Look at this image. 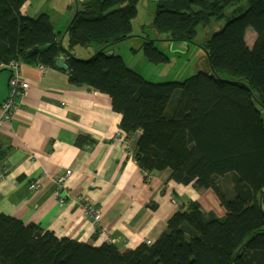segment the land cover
Returning a JSON list of instances; mask_svg holds the SVG:
<instances>
[{
	"label": "trees",
	"instance_id": "obj_1",
	"mask_svg": "<svg viewBox=\"0 0 264 264\" xmlns=\"http://www.w3.org/2000/svg\"><path fill=\"white\" fill-rule=\"evenodd\" d=\"M140 1L85 0L57 33L47 15L23 12L27 0H0V64L60 70L64 61L72 85L111 97L121 131L138 135L135 159L147 176L170 170L178 184L214 191L226 216L190 202L154 244L122 253L113 243L58 238L0 213V264H264V0H248L247 9L243 0H157L153 27L162 40L141 37L140 44L152 64L170 61L158 42L192 45L199 28L228 20L201 46L213 73L158 84L119 53L138 38ZM249 29L257 35L253 48Z\"/></svg>",
	"mask_w": 264,
	"mask_h": 264
},
{
	"label": "crops",
	"instance_id": "obj_2",
	"mask_svg": "<svg viewBox=\"0 0 264 264\" xmlns=\"http://www.w3.org/2000/svg\"><path fill=\"white\" fill-rule=\"evenodd\" d=\"M253 35L252 44L246 36L250 48ZM21 70L30 89L12 126L0 131L1 214L94 247L111 241L122 253L154 244L190 202L226 216L214 191L178 184L170 170L143 172L135 159L138 135L121 131L122 116L109 95L72 85L64 70L26 64ZM85 203L100 209L97 223Z\"/></svg>",
	"mask_w": 264,
	"mask_h": 264
},
{
	"label": "rangeland",
	"instance_id": "obj_3",
	"mask_svg": "<svg viewBox=\"0 0 264 264\" xmlns=\"http://www.w3.org/2000/svg\"><path fill=\"white\" fill-rule=\"evenodd\" d=\"M83 1L85 0H27L25 12L26 15L35 19L41 15H47L54 23L56 31L64 32ZM240 6L247 9L248 0H243ZM156 11L157 0L140 1L138 15L133 20V35L138 38L122 43L119 49V53L127 67L142 75L150 83L157 84L182 82L200 72L206 74L213 73L209 56L201 46L208 42L214 34L220 32L228 20L224 19L216 24L214 22L213 26L211 25L207 28H199L198 36L192 45H185L180 42L170 44L158 42L157 47L168 55L170 61L156 65L150 63L144 56V53L140 51L141 37H148L150 40L162 38L153 27ZM248 32L255 34L253 29H249ZM253 34H248L247 36L248 42L251 44L255 40ZM85 50L79 49L81 53L79 52L78 56L83 57L85 52H87ZM92 51L90 49V52ZM87 57L90 56H85V58Z\"/></svg>",
	"mask_w": 264,
	"mask_h": 264
},
{
	"label": "built area",
	"instance_id": "obj_4",
	"mask_svg": "<svg viewBox=\"0 0 264 264\" xmlns=\"http://www.w3.org/2000/svg\"><path fill=\"white\" fill-rule=\"evenodd\" d=\"M22 63L12 62L9 66H4L0 64V72L5 68L12 72L13 76L10 80L9 88V97L0 107V131L5 127H10L13 124L15 116L18 111V106L20 100L26 96L28 90L30 89V84L24 80L22 76ZM42 72H45L44 66H38ZM123 133H119L118 139L126 144V140L122 138ZM127 150H131V146L127 143ZM61 182V180L59 181ZM61 203H64L63 199L60 200ZM83 208L85 209L89 218H91L95 223L98 222L100 216V209L96 208L90 203H85ZM111 243V241L109 242ZM147 245H152L151 241L146 243Z\"/></svg>",
	"mask_w": 264,
	"mask_h": 264
},
{
	"label": "water",
	"instance_id": "obj_5",
	"mask_svg": "<svg viewBox=\"0 0 264 264\" xmlns=\"http://www.w3.org/2000/svg\"><path fill=\"white\" fill-rule=\"evenodd\" d=\"M34 54H36V52L32 53V55ZM57 66L60 70H64V71L67 70V65L64 61H59ZM12 76L13 74L9 70L0 72V107L9 97V92H10L9 84Z\"/></svg>",
	"mask_w": 264,
	"mask_h": 264
}]
</instances>
